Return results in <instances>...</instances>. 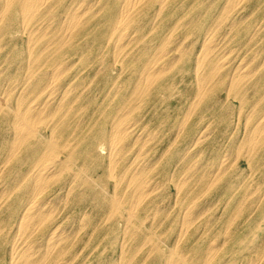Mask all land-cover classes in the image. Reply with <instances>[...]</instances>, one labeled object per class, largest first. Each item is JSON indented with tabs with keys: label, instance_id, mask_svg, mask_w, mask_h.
<instances>
[{
	"label": "rangeland",
	"instance_id": "374dc122",
	"mask_svg": "<svg viewBox=\"0 0 264 264\" xmlns=\"http://www.w3.org/2000/svg\"><path fill=\"white\" fill-rule=\"evenodd\" d=\"M86 1L91 4L97 1L92 10L95 12L84 20L81 28L64 34L61 19L78 2L84 5L88 4ZM175 6L179 7V4ZM113 7L114 0H63L50 11V16L41 20L42 24L37 22L31 26L30 30L40 25L43 28L36 31L38 39L35 44L29 43L25 30H18L17 22L7 27L8 20L4 19L5 28L0 25V93H9L12 99L8 107L0 110V166H3L0 168V219H4L0 225L16 222L17 214L28 200V195L20 192L30 186L34 165L48 162L54 166L55 173L48 180L40 202L51 200L48 205L53 212L30 241L39 244L56 224L66 232L68 230L67 234L65 232L68 236H64L58 246L60 253L55 252L44 264H170L177 256L173 253L175 247L183 249L188 259H192L186 264H264V139L254 150L247 152L249 128L245 125L264 113V25L260 27L264 22V0L244 2L229 12L230 17L228 14L219 19L218 7L207 1L202 8L207 16L202 29L195 24H173L178 17H173L170 12L161 13L157 20L150 13L139 20L129 21L126 24L128 31L124 33L126 38L123 36L116 42L111 35ZM208 26L207 32L211 31L221 39L222 46L219 53L207 50L206 60L198 65L197 55L206 51L201 41ZM43 32H57L54 42L48 45L50 40L42 37L44 35L39 36ZM133 33L145 36L147 51L151 53L160 47L164 52L180 55L166 67L162 74L165 76L158 81L166 89L158 91L152 85L140 98L142 100L137 104L141 105L136 109L117 110L115 95L127 90L143 68L138 62L130 66L127 60L134 54L132 58L137 57L143 47L139 39L128 41V35ZM158 36H166V40L159 42ZM230 50L234 51L231 62L235 60L234 64H237L244 59V63L252 68L249 69L253 79L231 86L227 77L218 75L207 82L201 99L197 100L200 82L197 71L209 73L220 55ZM55 67L58 68L55 72L57 79L52 87L48 82ZM114 83L116 85L112 87ZM22 87H28L30 94L22 97L13 90ZM65 90L69 92L64 96ZM46 95L51 104L46 107L47 113L62 114L68 122L55 128V119L51 120L54 117H39L36 145L43 144L40 151L30 155L21 147L14 150L17 104L25 105ZM52 101L56 103L52 104ZM60 101L64 107H57ZM122 118L134 122L135 129L123 140L120 154L145 155L144 163L140 165L144 170L137 172L138 177L153 178L162 191L160 195L147 196L144 205L138 209L135 225L125 219L129 207L126 201L131 200L134 189L125 186L128 160L109 164L103 138L97 140L99 148L93 149L91 145L100 130L105 134L117 122L116 119ZM63 127L65 129L61 132ZM245 128L246 132H243ZM53 130L60 136L56 148L52 147L53 154L47 157L45 154L51 147L47 144L51 142L49 137ZM77 148L87 152L86 161L71 153ZM226 154L231 155L227 160L230 167L225 165L223 169L228 167L227 171L220 178L211 179L206 168L210 167L209 163L216 165ZM195 162L200 166L193 165ZM83 166L88 167L82 170ZM111 168L115 171L113 176L109 174ZM193 172L203 174L207 183L195 182L198 179L190 178ZM116 181L121 182L119 187H115ZM183 181L185 187L200 190V193L193 198L185 188L183 194H175V183L183 184ZM114 194L124 202L114 205ZM190 205L194 210L185 225L183 213ZM153 231L157 236L148 238ZM13 233H9V227L0 231V264H11ZM206 255L212 260L206 262Z\"/></svg>",
	"mask_w": 264,
	"mask_h": 264
},
{
	"label": "bare ground",
	"instance_id": "6f19581e",
	"mask_svg": "<svg viewBox=\"0 0 264 264\" xmlns=\"http://www.w3.org/2000/svg\"><path fill=\"white\" fill-rule=\"evenodd\" d=\"M207 1H209L210 5L215 4V6L218 7V9L220 11V13L218 14V19H219V18H223L224 16L226 17L228 14H229L228 17H230V13L229 12H232L234 9H236L237 6L241 5L244 2L253 1V0H114V7H113V9L111 10V13H110L111 18H112V23H111V29H112L111 32L112 33H111V35L115 37V39H114L115 42L118 41V40H121L123 38V36L124 37L126 36V35H124V33H126V30H127L126 29L127 28L126 24H128L129 21L131 22V21L137 20V18L139 20V18H143L144 16H147L150 13H151V16L155 20H157L158 16L161 13L162 14L164 13V15H165L166 13L170 12L173 15V17H176V16L178 17V20L176 22H173V24L174 23L175 24H181V25L195 24L198 27L200 26L201 27L200 29H202V26H203L202 23H204L205 20L207 19V16L205 14H203V12H202L203 11L202 8H203L204 4L207 3ZM256 1H258V0H256ZM62 2H63V0H0V25L5 28V24H3V20L4 19L8 20V23H6L7 27H9L12 24L15 25L16 22H17L18 30L19 29L25 30L28 33L29 43L33 44L38 39L37 38L38 36L36 37V35H38V34H36V31L38 32L39 30H41L43 28H41V25H40V27L35 28L36 30L35 29L30 30L31 26L34 25L37 22H40V24H42L41 20L43 18L47 17V16H50L51 15L50 11H52V9L56 5L61 4ZM96 2H93V4H91V3H88V1H86V3H88V4H84V5L81 4V2H80V4L78 2L77 6L74 5L73 6L74 8H71V12L69 14H67L63 19H61L60 24H62L61 27H62V29H64L63 33L64 34H69L70 32L72 33L73 31H76L79 28H81L83 26V24H84V20L86 18H88V17H91V14L93 12L92 10L94 9V5H96ZM177 3L179 4V7L175 6V5H177ZM180 11H181V13H180ZM178 13H180V14H178ZM193 16L198 17V18L196 20H194ZM248 16H249V14L247 15V17ZM241 18H244V17H241ZM241 18H240V20H241ZM261 22H262V20H261ZM261 22L257 23L256 25H259ZM215 23H217V21L214 22V24ZM232 23H235V22H232ZM235 24H234V26H236ZM263 25H264V22H262V25L260 24V27L263 26ZM226 26H228V25H226ZM209 28H210V26H208L206 32L209 31L208 30ZM44 29L47 31V27L46 28L44 27ZM135 29H137V28H135ZM258 29H259V26H258ZM44 32L41 33L39 36L44 35L42 37L47 38L48 40H50V43L47 41L48 45L53 43L54 42V35L57 34V32H51V33L49 32L50 34H48V32L47 33H44ZM210 32H207L209 34L206 33V35H204L203 38H202L203 39L201 41L202 42V47L204 49H206V51L204 53L201 51L197 55L196 60H197L198 65L202 64L206 60V57L208 55L207 50H216L219 53V50H220V48L222 46L221 39H219L218 37H215V35L211 34ZM141 34H142V31H141ZM128 37H129L128 41H133L132 40L133 38L136 39V40L139 39V41H141L140 43H142L141 45L143 47H141V50L139 51V55L137 57L132 58V57L135 56V54H134V56H131V58L133 59L132 61H131V58H129L127 60H129L130 66H134L136 64V62H138V63H140L142 65L143 68L140 70V73L138 74V76H137L136 80L134 81V83L131 84V85H128L129 86L128 89L124 90L121 94L119 93L120 95H115L114 100L117 102V104H116L117 110L125 109V110H128V111H132V110L136 109L139 105H141V104H139V105L137 104L138 101L142 100L140 98L143 97L150 90L152 85H155V88L158 91H162L163 89H166V86L163 83L158 82V81L160 80V78L162 79V77L165 76V75H162V74L165 72L164 70L166 69V67H169L172 64V61L177 59L180 54H178V56H177L174 52H169V51L168 52H164L163 49L160 48V47L155 48L154 52L151 53V52L147 51V49H148L147 44L148 43L145 41V36H141V35H138L136 33H133L132 35L131 34L128 35ZM165 37H162V38L159 37V42L165 41L166 40ZM233 37H234V35H233ZM124 41H126V40H124ZM191 41L193 43V40H191ZM122 43H123V41H121V44ZM189 45H191V44H189ZM223 45H225V43ZM112 46H113V44H112ZM26 47H27V45H26ZM32 47H31V50H32ZM154 47H156V46L154 45ZM150 48H151V46H150ZM233 50H230V51H227L225 53H222L220 55L218 61H217V64L212 67V70H210L209 73L205 74L204 72L202 73V72H198L197 71V76L199 77V80H200V82H199V91H197L198 92L197 100L201 99L202 94L204 93V91L206 89L207 82L210 81V79H213V78H215L218 75H223V76L227 77L229 83L231 84V86L235 85V83L238 84V85L241 84L242 80L251 81L253 79V76L251 75L252 71L249 69L251 67H249V65L244 63V59H242L240 57L241 59H240V61H238L237 64H234L235 60L233 62H231L232 59H233L232 55L234 54ZM218 53H215V54H218ZM256 53H258V51H256ZM216 57H217V55H216ZM20 63H22V62H20ZM57 69H58L57 67L53 68L52 71H51L52 75L49 77L48 84L50 86H52V87L56 83V79L57 78L55 76L56 75L55 72L57 71ZM195 77H196V74H195ZM195 80H196V78H195ZM126 81H127L126 83L128 84V80H126ZM16 82H17V80H16ZM59 83H61V82H59ZM115 85H116V83H114V85L112 87H114ZM57 86H59V85H57ZM70 88L72 89V87H70ZM10 89L11 88H9V90ZM3 90H5V89H3ZM13 90H14V92H16L17 94L21 95L22 97L26 93L30 94V92H27V91H29L28 87H22V88H18V89L13 88ZM50 91H51V89H50ZM68 92H69L68 90H65L63 92L64 96H65V93L67 94ZM262 97H264V96H262ZM62 98H61V100H62ZM11 100H10L9 93H0V110H2L5 107H8V105L10 104ZM48 100H49V98H47V95H46L43 99H33V100L30 101V103H27L25 105H21L20 103L17 104V108L15 110L16 121H15V125H14V142H15L14 150L19 148V147H21V148H24L28 152V154H30V155L37 154V152L40 151L41 146H43L41 141H40L41 144L36 145V142H37V139H38L36 137V133L39 132V125H40L39 124L40 123L39 122V117H41V116L44 117V115H47L50 118L54 117V118H51V120L55 119L54 120V127L55 128H57L58 126H62L64 123L66 124L68 122V121H66V119H67L66 116H64L62 114L57 116L56 114L51 115V113H49V114L47 113L46 107L50 104V103H48V102H50ZM53 102H55V101H52V104H53ZM60 102H59L60 104L58 103L59 105L57 107H59V108L61 106L64 107V105H62V101H60ZM11 103H12V101H11ZM189 109H190V107H189ZM190 112H192V110ZM75 113H76V111H75ZM237 113H238V111H237ZM116 120H117V122H114V124L111 125V127L108 129V131L105 134H104L103 130H100L98 132V135L96 136V139L93 138L91 140V145L94 146L93 149L99 148L100 147V143L98 142L99 141L98 139L103 138L106 141L105 147H103V148L106 150V155L109 158L108 159L109 160V164L119 163V162H121L123 160L124 161L128 160L127 163H126L127 165H126V170H125L126 171L125 174L128 177V181H126L125 186H128V187L132 186L134 189H133V192L131 194V196H132L131 200H127L126 201L129 204V207L125 211V219L129 223H133L135 218L138 215V209H140V207L142 205H144V203L146 202L147 196H149L150 194L160 195L162 193V191H160L161 190L160 189V185H156L152 181L153 178H151V177L148 178L146 175H145V177H141V175H140V177H138L137 172H141V171L143 172V170H144L143 167H142L143 169H141L140 165H142V162H143L142 160H143V157H145V155H143L142 153H138V154H134V155L133 154H129V155L120 154V151L122 150V147H123L122 146L123 140L130 133V131H133L135 129V123L130 121V120H128V119H123V118L122 119H116ZM238 120H239V118H238ZM82 122H83V120H82ZM80 123H81V121H80ZM243 123H245V122H243ZM245 125L247 126V128H249V130L247 131L248 133L246 135L247 136V138H246V149H247V152H250L251 150H254L257 147V144H258L259 141L264 139V113L261 114L253 122L252 121H247ZM64 129H65V127H63L61 129L62 130L61 132H63ZM58 130H59V128H58ZM209 131H212V130H209ZM243 132H246V128H245V130ZM55 133H56V131L53 130L52 133L50 134L49 138H50L51 142L49 144H47V145H51V147H48V152L47 153L45 151L43 152V153H46L45 155L47 157L53 154L52 153V147L56 148V146L58 144L57 137L59 138L60 135L57 136L58 131H57L56 134ZM139 134H140V132H139ZM231 134H232V132H231ZM148 135H150V134H148ZM205 135H207V133ZM33 138H36V140H33ZM139 138H140V136H139ZM199 139H200V137H199ZM137 140H138V137L135 138V140H134L135 143H136ZM173 142H174V140H173ZM125 145H126V143H125ZM151 148H152V146H151ZM141 149H143V148H141ZM188 150H190V149L188 148ZM71 153H73L74 155H76V156H78L80 158H83L84 161H86L85 158L88 156V154H87V152L85 150H79L78 148L73 150V152H71ZM199 153H201V152L199 151ZM162 154L163 153H161V155ZM158 155H159V153H158ZM190 155L188 157H190ZM19 158H21V156H19ZM156 158H157V156H156ZM230 158H231V155L230 154H226L225 156H223V158H221V160L216 165H214V163H212V164L209 163L208 166H210V167H207L206 169H209L208 170L209 174L208 173L207 174L209 176H212V177H210L211 179L220 178L227 171L228 167H227L226 170L223 169V168L225 167V165H227L229 163L227 160H229ZM145 160H146V158L144 159V161ZM193 160H195V159H193ZM19 161L22 162L23 159L22 160H18V162ZM151 161H153V160H151ZM158 161H159V159H158ZM5 163H7V162H5ZM69 163H70V161H69ZM193 165L200 166L199 162L198 163L195 162V164H193ZM229 165H227V166H229ZM1 166H0V168H1ZM53 167L54 166L50 165L48 162H41L40 164L36 163L34 165V169H33V173L34 174L32 173L31 174L32 176L29 179L30 186L28 188L22 190V192H20V193H26L28 195L27 196L28 200H27L26 204L23 206V208L21 209V211L17 214L16 222H14L12 224H9V225H8V222L5 225L4 224L2 226L0 225V231L4 230L6 227H9V233H12L14 231V233H13L14 237L12 238L13 241H12V244H10L12 246V247L10 246L11 247V264H44L45 261L49 262L50 258L52 257V255L55 252L59 251L58 250V246L60 245L61 242L64 241V236H68V235H65V232H66L65 228H63L60 225L56 224L55 227H53V228H51L49 230L48 234L45 236L43 241L40 242L39 244L35 245V242L30 241L31 239H33L32 236L36 232V230L37 229L39 230L40 226H42V224H44L47 220H49L50 214H52V212H53V209L51 208V206L48 205V204L52 203V202L50 203L51 200L48 199L49 201H47L45 203H41L40 202L41 197H42V193L44 192V190L46 189V186L48 185V180L51 178V175L53 173H55ZM86 167H88V166H83L81 168H82V170H84ZM188 167L190 168V166H188ZM201 170H203V169L201 168ZM114 173H115L114 169L111 168L109 170L110 176H113ZM191 174H190V176H191L190 178L198 179L195 182H197V183L199 182L200 184H203V183L206 184L207 183V181L204 182V180H207V178L204 179L203 178V174L202 175L201 174L198 175V173L195 174V172H193ZM20 181H21V179H20ZM181 182H180V184L177 183V182L175 183L174 186L177 189V193H175V194H183V190L185 188L188 191V194H190V196L193 197V198H195L200 193V190H196V189L191 188V187L187 188V187H185L186 183L183 181V184H181ZM120 183L121 182H117L116 181L115 187H119L118 185ZM19 184H21V182ZM105 184H106V179H105ZM64 186L65 185H63V188H64ZM3 190H4V188H3ZM3 193H5V192L3 191ZM59 197H61V196H59ZM63 198H64V196H63ZM122 199L123 198L117 197L116 194H114L113 197H112V203L114 205H116V204L120 205V204H122L124 202V200H122ZM213 202L215 203V201H213ZM258 204H259V202H258ZM186 208H187V210L183 213L184 214L183 215V217H184L183 222L185 223V225H186V221H188V219L190 218V216H191V214H192V212L194 210V206L190 205V206H188ZM200 210H203V209H200ZM158 212H159V210H158ZM167 214H166V216H167ZM211 217H212V215H211ZM214 217H215V215H214ZM144 218H145V216H144ZM146 218H147V215H146ZM2 221H4V219H0V224H2ZM67 232H68V230H67ZM67 232H66V234H67ZM132 232H134V231H132ZM145 232H144V234H145ZM72 234H73V232H72ZM227 234H228V232H227ZM156 236H157V233L155 231H153V232H151V236H148V238L154 239ZM197 237H199V235ZM71 242H70V244H71ZM215 242L216 241H214V243ZM246 243H248V242H246ZM246 246H247V244H246ZM217 249H219V248L217 247ZM151 250H153V249H151ZM161 250H162V248H161ZM182 250H179L178 247L174 248L173 253L176 254L177 256L170 262V264H186L188 261L192 260L191 258H190L191 260H189L188 256H186V254H184V250L183 251ZM58 253H60V252H58ZM205 260L207 262V261H211L212 259L206 255L205 256Z\"/></svg>",
	"mask_w": 264,
	"mask_h": 264
}]
</instances>
